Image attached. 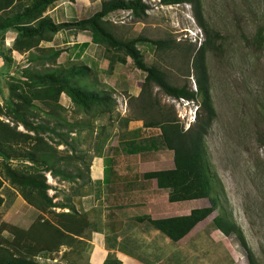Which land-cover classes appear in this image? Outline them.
Listing matches in <instances>:
<instances>
[{"label":"rangeland","instance_id":"obj_1","mask_svg":"<svg viewBox=\"0 0 264 264\" xmlns=\"http://www.w3.org/2000/svg\"><path fill=\"white\" fill-rule=\"evenodd\" d=\"M100 1L90 0L89 9L83 10L81 16L90 15L98 10ZM143 1L149 6L147 18L137 22L126 13L117 14L115 24L118 26V33L125 39L141 34L152 39L175 40L181 49L174 53H166L162 58L156 53L152 44L143 43L139 46L143 50L148 65H162L174 83L186 82L193 90H196L192 69L187 76L188 66L184 65L181 58L186 47L199 46L205 39V34L194 17L191 4L164 5L160 3V0ZM200 1L204 18L210 28L217 32V42L220 44L218 50L207 52L205 58L215 116L205 136L204 153L207 169L218 191V207L176 243L163 241L159 235H153L148 223L145 225L127 223L122 231L128 230L135 234L146 233L149 237H153L150 243L154 242V244L152 247L148 246L147 251L159 254L161 257L157 255L146 262L147 264H248L246 251L237 236L235 234L225 236L213 225L212 219L221 213L241 228L257 260L260 264H264V0ZM258 32L262 33L261 37L257 35ZM105 54L107 57L111 55L107 51ZM65 56L66 54H63L60 58L64 65L72 62L83 64L77 60L68 61ZM45 61L38 60L35 65L40 69L45 65H54L51 62L46 63L50 60ZM122 66L123 68L120 66L112 75L113 72L107 69V63L103 76L114 83L115 88H112L117 100V111L121 116H126L135 111L134 101L127 98V111L124 113L126 107L123 106L122 97L128 95V82L136 88L143 80L144 73L137 69L131 60L130 63ZM21 70L22 68L8 69L7 65L0 67V107L3 112H7L4 106L9 96L10 85H18L19 82L24 81ZM79 82L87 84L90 89H96L91 76L83 77ZM153 95L160 105L169 108L173 106L176 116L181 121L179 116L181 108L178 107L175 99L163 94L158 87L153 89ZM59 103L65 108L63 115L68 120L72 121L82 116V114L74 113L76 105L66 94L60 95ZM197 108L198 102L190 101L186 111L193 117V113L197 114L199 110ZM32 113L34 115H28L30 119L37 120L44 117L37 108L32 109ZM11 115L1 114L0 119L13 125ZM94 124L98 129L103 124L107 126L109 124L108 130H112L110 142L115 145L123 139L121 134H129L123 129L124 126L119 119L107 120L105 116L96 120ZM16 129L26 132L21 124H18ZM155 133H159V130L147 128L142 130L135 139L140 141L154 136ZM45 136L51 145L50 151L55 156L66 159L67 156L74 154L71 147L57 145L56 139L48 137L51 135ZM70 136L75 138L69 139L75 151L84 154L85 159H88L87 148L90 138L87 136V130L84 129L77 134L72 133ZM95 136L91 139L92 142ZM96 137L100 141L108 140ZM33 143L34 139L21 141L16 148L25 150L32 147ZM118 144L119 149H122L120 142ZM163 149L167 152L166 158L160 160L158 165L172 167L173 152L165 147ZM155 160L156 157L149 154L148 161L155 162ZM4 163L7 161L0 157V178L3 181L0 190L3 197V203L0 206V240L13 254L27 256L38 264H87L90 241H84L81 245L77 243L71 246L62 245L50 252L40 250L33 254L25 252L28 245L43 246V243L39 242L40 239L50 236L51 232L44 224L48 223L64 230L65 227L59 223L56 213L68 210L50 208L41 201L37 205L27 203L19 187L9 182L3 169ZM9 164L19 172L44 173L37 165L25 160H13ZM58 164L64 166V160H60ZM74 164L84 168L81 161ZM70 168L73 170L72 165ZM44 174L51 186L48 189V195L53 197V201L72 202L77 214L86 213L89 223L95 221V214L89 207L83 208L81 197L75 194L76 188L83 182L82 179L78 182L60 181L52 178L48 172ZM86 189L91 188L88 185ZM183 204L187 206V210L207 206L209 202L207 199H202L183 201ZM12 226L16 228L15 232L24 233L22 237L19 233H16L18 236L11 233ZM31 228L32 233L27 236ZM90 228V224H87L83 233L88 235ZM15 241L20 242L23 247L15 245ZM24 242L26 246L23 245ZM128 245L130 251L142 254L140 246L133 243Z\"/></svg>","mask_w":264,"mask_h":264},{"label":"trees","instance_id":"obj_2","mask_svg":"<svg viewBox=\"0 0 264 264\" xmlns=\"http://www.w3.org/2000/svg\"><path fill=\"white\" fill-rule=\"evenodd\" d=\"M60 0H0V34L9 29L17 32L14 41V49L30 50L27 57L28 64L21 70L24 81L20 84L10 85L9 96L3 112L0 107V115L12 114L11 121L5 122L0 119V157L4 163L5 175L11 184L20 189L24 200L37 205L40 201L50 208H61L62 211L56 213L59 223L64 225V230L53 227L48 223L50 236L39 242L43 246H26V253L33 254L40 251L57 250L59 246H71L74 243L81 245L84 241L91 240V232L96 230L95 221L89 223L86 213L77 214L72 202L53 201V197L48 195L51 188L47 182L45 172L52 178L60 181L83 182L75 190V194L83 196L89 191L85 187L90 185L89 177L90 163L92 159L91 139L94 136H111L108 126L103 124L100 129L95 126V121L107 116V120H121L126 126L128 121L139 119L143 121L145 127H159L160 135L157 137L144 138L140 141L130 140L123 143V150L128 154L140 153L146 150L163 146L173 152V168L146 172L144 177L154 178L157 186L165 189L170 202L189 201L196 199H207L209 205L195 207L188 214L171 216L166 218L152 219L150 217L141 218L154 229L161 232L169 240L176 243L187 236L197 224L206 219L214 212L219 204L218 191L213 178L209 174L204 153V141L208 128L215 116L212 103L208 71L206 65L207 52H214L219 49L217 32L208 25L202 12L200 0H160L161 4L174 5L181 3L191 4L194 17L198 25L205 34L204 41L193 47H186L185 53L181 55L184 65L188 66L187 76L192 69L196 90H193L188 83H174L168 71L160 64L148 65L145 56L139 45L143 43L152 44L155 51L162 58L166 53L179 51L181 46L173 39L157 38L152 39L143 35L125 39L118 33V26L106 19L109 13L117 10H130V17L134 21H143L147 18L149 6L143 0H101L100 8L86 18L69 22L55 23L49 16L43 13L47 7ZM74 2V0H69ZM63 29H74L76 31H88L93 43L102 45L108 53V71L112 72L116 63H126L129 57L134 66L144 73L141 90L138 96H130L134 101L135 111L131 115L121 116L117 111V100L114 97L115 91L109 85H104L101 89H90L87 84L79 82L83 77L91 76L93 83L97 82V71L81 63L72 62L68 65L56 64L62 49L52 47H41L42 41H51L54 35ZM259 37L262 33L258 32ZM31 49L33 51H31ZM3 59L6 54H1ZM54 64L53 66H43L38 68L35 65L38 61ZM8 62V61H7ZM158 89L165 95L179 99L184 98L198 102V112L195 114L193 124L185 129L184 124L176 116L173 109L160 105L153 95V89ZM66 94L71 102L76 105L74 113L82 116L72 121L68 120L63 111L65 108L59 103L60 95ZM37 108L44 117L37 120L30 119L29 114L32 109ZM34 115V114H33ZM36 116V115H35ZM21 124L26 132L16 129ZM84 129L90 138L87 148L88 159L85 155L77 153L74 145L69 139L72 133L77 134ZM45 135L50 139L57 140V145L71 147L74 154L66 159L55 156L50 150L51 145L47 142ZM95 136V137H96ZM34 139L32 147L19 150L16 146L21 141ZM13 160H25L37 165L41 172H19L9 163ZM64 160V166H59L58 162ZM81 161L84 168L74 164ZM73 166L71 170L70 166ZM3 181L0 178V190ZM3 197L0 194V206ZM95 214L94 209L90 210ZM212 223L217 230L225 236L235 234L246 251L248 264H260L256 256L248 245L241 228L224 214L219 213L212 219ZM90 224V233H83L84 227ZM11 233L22 237L24 233L15 232L16 228L11 227ZM68 232V233H66ZM32 233V228L27 232V236ZM16 242V241H15ZM14 245V243L12 244ZM15 245L23 247L20 242ZM41 247V248H40ZM20 254V253H19ZM0 264H38L27 256L13 254L9 247L0 240ZM78 264V263H74ZM102 264H123L113 252L109 251Z\"/></svg>","mask_w":264,"mask_h":264},{"label":"crops","instance_id":"obj_3","mask_svg":"<svg viewBox=\"0 0 264 264\" xmlns=\"http://www.w3.org/2000/svg\"><path fill=\"white\" fill-rule=\"evenodd\" d=\"M90 4V0H74V2L60 0L47 7L43 15L49 16L55 23L74 21L89 17L97 11L81 16L82 11L88 10ZM16 36L17 32L14 29L0 34V67L7 65L8 69H21L28 64L27 57L30 50L12 48ZM40 46L63 50L57 59V64H63L60 58L66 54L68 61H81L95 69L98 74V80L94 82L96 89H101L104 85L115 88L114 83L103 76L108 63L106 50L103 46L92 42L88 31L63 29L57 32L51 41H42ZM139 48L143 52L141 46ZM2 53L6 54L4 59ZM130 60L127 57L125 64L130 63ZM122 65L124 64L116 63L111 74L114 75L120 66L123 68ZM125 80L128 81L127 78ZM142 81L136 88L128 82V95L122 97L123 106L126 107L124 113L127 111V98L138 96ZM147 128L159 130V133H155V137L160 135L159 127H145L142 120L132 119L123 128L129 134H121L123 139L119 142L122 149H119V142L116 145L110 142L112 136H99L108 139L107 141H100L95 137L91 144L92 159L89 171L91 189L81 196V204L83 208L94 209L97 227L91 232L87 264H102L109 251L113 252L123 264H147L146 262L159 255L147 251L148 246L152 247L154 244V242L150 243L153 237H149L146 233L135 234L128 230L123 232L125 225L127 223L145 225L147 222L142 221L141 218L157 219L184 215L192 209L186 210L187 206L183 201L170 202L167 191L159 188L154 178L144 177L146 172L173 168L170 165L167 167L158 165L160 160L166 158L167 152L163 146L133 154L123 150L124 142L136 141L135 138ZM149 154L158 161H148ZM197 200L202 199L195 201ZM151 228L153 235H159L163 241L172 242L152 226ZM130 243L140 246L142 254L130 251L128 247Z\"/></svg>","mask_w":264,"mask_h":264},{"label":"built area","instance_id":"obj_4","mask_svg":"<svg viewBox=\"0 0 264 264\" xmlns=\"http://www.w3.org/2000/svg\"><path fill=\"white\" fill-rule=\"evenodd\" d=\"M119 13H122V14L126 13L127 15L130 16L131 11L130 10H117V11L109 13L108 16L106 17V19L115 23L116 22L115 17ZM175 102L178 105V107L181 108V110H183V111L179 110V116L181 118V122L185 126V129H187L194 122L196 112L193 113L194 116L192 117L191 113L186 111V106L190 103V100H187L184 98H179V99H175Z\"/></svg>","mask_w":264,"mask_h":264}]
</instances>
